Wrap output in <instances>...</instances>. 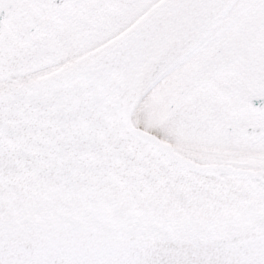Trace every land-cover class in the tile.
<instances>
[{"label": "snow or ice", "instance_id": "obj_1", "mask_svg": "<svg viewBox=\"0 0 264 264\" xmlns=\"http://www.w3.org/2000/svg\"><path fill=\"white\" fill-rule=\"evenodd\" d=\"M0 264H264V0H0Z\"/></svg>", "mask_w": 264, "mask_h": 264}]
</instances>
